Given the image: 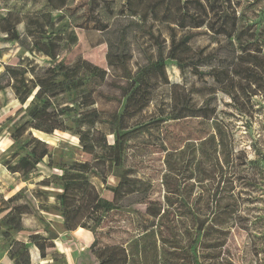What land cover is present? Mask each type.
Masks as SVG:
<instances>
[{
	"label": "rangeland",
	"instance_id": "374dc122",
	"mask_svg": "<svg viewBox=\"0 0 264 264\" xmlns=\"http://www.w3.org/2000/svg\"><path fill=\"white\" fill-rule=\"evenodd\" d=\"M67 3L64 11L78 14L84 24L75 29L80 44L61 50L60 56L68 62L81 56L107 70L95 94L101 114L97 127L108 133L111 145L115 143V135L109 134L112 128L127 133L122 164L111 166L106 149L83 151L70 131L33 130L35 137L48 144L49 156L24 174L20 159H32L33 144L25 149L26 138L15 141L12 134L15 124L26 120L28 104L22 105L10 86L0 91V264H15L10 255L14 240L26 243L32 264H101L91 249L95 241L94 250L123 247L127 264H196L192 245L204 220L211 229L196 248L201 264H264V93L243 71L234 83L242 92L233 99L213 77L217 58L205 59L217 49L222 56H233L226 41L235 42L236 27L243 25L249 32L248 49L240 63L241 70H249L252 55L264 54V0ZM152 8L156 14L147 17L145 12ZM50 9L48 0H0V73L8 66L31 69L50 63V58L31 50L33 35L25 27L29 15ZM132 11L145 20L130 15ZM52 14L56 17L63 11ZM8 28H16L26 45L8 34ZM117 30L126 33L130 59L111 67L107 40H115ZM187 35L189 43L184 42ZM251 38L260 45L256 41L250 45ZM184 49L188 51L181 68L175 56ZM192 57L199 65L191 64ZM160 58L162 69L155 66ZM251 69L259 70L253 65ZM132 81L142 82L143 108L120 119L122 93ZM243 89L256 94L246 95ZM182 100L200 108L201 116L173 119L172 109L179 108ZM6 161L15 166V172L5 166ZM83 162L91 170L84 177L113 207L94 232L82 227L66 230L58 209L57 196L63 190L53 176ZM44 179L49 186L41 185ZM126 180L134 181L136 187ZM18 193L16 204L25 205L23 231L5 238L1 219L7 211L1 208ZM82 193L66 191L78 198ZM48 231L58 236L54 242L63 254L59 261L50 255L43 259L31 241V234L48 236Z\"/></svg>",
	"mask_w": 264,
	"mask_h": 264
},
{
	"label": "trees",
	"instance_id": "16d2710c",
	"mask_svg": "<svg viewBox=\"0 0 264 264\" xmlns=\"http://www.w3.org/2000/svg\"><path fill=\"white\" fill-rule=\"evenodd\" d=\"M48 2L51 6L50 11L29 15L25 20V27L27 34L33 35L31 50L50 58V63L47 66L34 65L31 66V69L22 66H8L0 73V91L10 86L14 90L17 100L22 105L28 104L25 108L26 120L21 124H15V131L12 134L15 141L20 142L24 137L26 138V143L23 146L25 149L33 144L29 150L32 159L30 161L26 158L20 159V163L25 164L23 173L30 172L46 156H49L48 144L35 137L33 130L47 134H52L55 131H70L78 137L83 151L94 153L97 148L106 149L109 152L110 165L119 168L123 160L127 133H120L119 128L117 130L112 128L109 134L115 135V143L111 145L107 139L108 133L97 127L101 114L96 107L95 94L98 88L104 84L107 70L81 56L71 62H68L66 57L60 56L61 50H70L80 44L75 29L83 27L84 21L80 19L78 14L64 11V8L68 5L67 0H59L58 4H55L54 0H48ZM54 11H63V14L55 17L52 14ZM153 14H156L154 8L145 12V15L150 16V18L154 17ZM130 15L139 16L140 19L145 20V17L138 12L132 11ZM107 31H110V29H107ZM7 33L13 35L22 45H26V42L20 38L16 28H8ZM248 33L247 28L238 25L234 34L235 42L226 41L227 46H232L233 56L220 55V49L205 56L207 57L205 59L209 57L210 59L217 58L218 65L212 67L211 70L213 77L223 85L222 91L233 99H236L242 92L240 89H235L234 83L235 77L243 71L251 75V82L260 87L264 93V54L252 55V64L247 67L249 70H241L240 62L244 56L243 53L248 49L245 47V37ZM116 34L115 40H107L109 47L107 62L111 67L125 64L130 59L126 50L125 31L117 30ZM117 39L118 42L115 43ZM253 39L248 40L250 45L254 41L260 45L259 40ZM184 42H190L189 35L186 36ZM221 45L222 43L219 44V46ZM259 49H261V46H259ZM187 51L188 49L181 50L175 56L181 68L183 67L182 56ZM191 61L192 65H199L193 57ZM252 65L259 70L251 69ZM155 66L158 69L164 68V60L160 58ZM141 85L142 82L140 81H132L122 93L120 104L122 106L123 100L124 104L123 112L119 116L120 119H124L126 115H132L136 109L143 108L141 100L144 99V96L140 92ZM243 92L246 95L256 94L255 90L252 89H243ZM199 111L200 108H191L188 101L185 103V100H182L179 108L172 109L171 115L173 119L178 120L188 116H201ZM70 119L71 124L68 123ZM5 166L13 172L16 171L11 162L6 161ZM90 171L88 164L83 162L66 169L63 174L53 176L60 183V188L63 190V193L57 198L61 202L58 209L63 217L66 230H77L82 227L94 232L100 227L103 217L113 209L111 202L100 198L93 189L91 182L84 177V174ZM126 182L128 185L136 187L134 181L126 180ZM49 183L48 179H44L41 185L49 186ZM113 190H116V188H113ZM66 191H82L83 193L78 198L66 194ZM18 198L19 193L6 200L7 205L1 208V211H7L1 219V224L5 226V229L2 230L5 238H10L12 232L23 231L22 217L25 213V205L16 204ZM183 202L187 203L186 200H183ZM91 219L92 224H89L88 221ZM206 223L205 220L199 223L193 240L192 246L196 264H201L198 260L196 248L201 243L202 238L207 237L209 229H211V226H207ZM30 237L39 249L40 256L43 259L50 255L52 260L59 261L63 257L54 242L58 238L55 232L48 231V236L38 233L31 234ZM95 245L96 241L92 244L91 249L101 261V264H127L128 256L123 247L112 246L94 250ZM10 255L14 258L15 264H32L29 248L23 241H13ZM85 255L86 250L81 253V256L84 257Z\"/></svg>",
	"mask_w": 264,
	"mask_h": 264
}]
</instances>
